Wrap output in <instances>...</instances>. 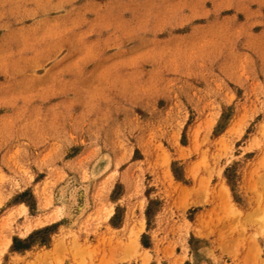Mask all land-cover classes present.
Returning <instances> with one entry per match:
<instances>
[{"label":"rangeland","instance_id":"374dc122","mask_svg":"<svg viewBox=\"0 0 264 264\" xmlns=\"http://www.w3.org/2000/svg\"><path fill=\"white\" fill-rule=\"evenodd\" d=\"M263 229L264 0H0V264H264Z\"/></svg>","mask_w":264,"mask_h":264},{"label":"crops","instance_id":"0c3cea01","mask_svg":"<svg viewBox=\"0 0 264 264\" xmlns=\"http://www.w3.org/2000/svg\"><path fill=\"white\" fill-rule=\"evenodd\" d=\"M114 216L111 215L109 218H108V226L110 229H113L115 231H117V233L120 235L121 233V228H122V225L125 223V218L124 216H122L121 219H115L113 220ZM66 226L67 224H61L59 222H54V223H49V225H47L48 227L49 226H52L50 232H49V235H48V246H46V248L48 250L51 249L52 247V240L53 238H55L54 236H56L57 232L60 231V228L61 226ZM11 235H16V234H11ZM29 235V234H28ZM99 235H110V232H108L107 230H102V232H100ZM31 247V246H30ZM55 251L58 249L57 247L53 248ZM29 250H31V248H29ZM28 250V251H29ZM27 251V250H26Z\"/></svg>","mask_w":264,"mask_h":264},{"label":"bare ground","instance_id":"6f19581e","mask_svg":"<svg viewBox=\"0 0 264 264\" xmlns=\"http://www.w3.org/2000/svg\"><path fill=\"white\" fill-rule=\"evenodd\" d=\"M263 230H264V229H263ZM54 239H55V238H54ZM135 241H136V240H135ZM52 242H53V243H52V247H55L56 244H58V245L60 244V243H57V239L53 240ZM58 245H57V246H58ZM61 245H62V244H60V246H61ZM52 247H51V248H52ZM49 251H50V250H49ZM46 253H47V252H46ZM47 254H48V253H47ZM54 261H55V260H54ZM55 262H56V261H55Z\"/></svg>","mask_w":264,"mask_h":264},{"label":"trees","instance_id":"16d2710c","mask_svg":"<svg viewBox=\"0 0 264 264\" xmlns=\"http://www.w3.org/2000/svg\"><path fill=\"white\" fill-rule=\"evenodd\" d=\"M24 247H26V246H24Z\"/></svg>","mask_w":264,"mask_h":264}]
</instances>
